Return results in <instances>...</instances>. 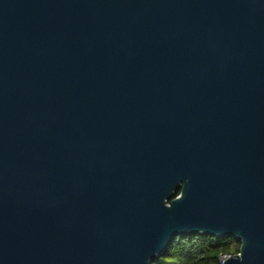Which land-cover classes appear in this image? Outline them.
<instances>
[{
  "label": "water",
  "instance_id": "obj_1",
  "mask_svg": "<svg viewBox=\"0 0 264 264\" xmlns=\"http://www.w3.org/2000/svg\"><path fill=\"white\" fill-rule=\"evenodd\" d=\"M191 233L264 264V0H0V264Z\"/></svg>",
  "mask_w": 264,
  "mask_h": 264
},
{
  "label": "trees",
  "instance_id": "obj_2",
  "mask_svg": "<svg viewBox=\"0 0 264 264\" xmlns=\"http://www.w3.org/2000/svg\"><path fill=\"white\" fill-rule=\"evenodd\" d=\"M178 191L176 192V194ZM240 239L231 235L191 233L174 236L166 250L150 264H220L221 254L239 252Z\"/></svg>",
  "mask_w": 264,
  "mask_h": 264
},
{
  "label": "built area",
  "instance_id": "obj_3",
  "mask_svg": "<svg viewBox=\"0 0 264 264\" xmlns=\"http://www.w3.org/2000/svg\"><path fill=\"white\" fill-rule=\"evenodd\" d=\"M227 256H228V255H225V256L221 257V259H220V264L223 262V260H224L225 258H227Z\"/></svg>",
  "mask_w": 264,
  "mask_h": 264
},
{
  "label": "rangeland",
  "instance_id": "obj_4",
  "mask_svg": "<svg viewBox=\"0 0 264 264\" xmlns=\"http://www.w3.org/2000/svg\"><path fill=\"white\" fill-rule=\"evenodd\" d=\"M225 255H228V254H221L220 259H221V257H223V256H225Z\"/></svg>",
  "mask_w": 264,
  "mask_h": 264
}]
</instances>
